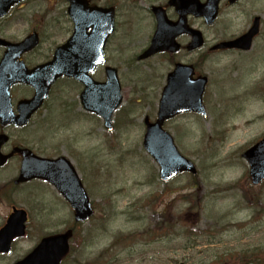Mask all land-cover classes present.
<instances>
[{
    "label": "rangeland",
    "instance_id": "obj_1",
    "mask_svg": "<svg viewBox=\"0 0 264 264\" xmlns=\"http://www.w3.org/2000/svg\"><path fill=\"white\" fill-rule=\"evenodd\" d=\"M29 2L39 9L46 4L45 0ZM140 6L148 7L147 1L141 2ZM239 8L242 14H236L235 11L232 13L222 7L220 18L212 27H204L202 22L195 24L206 36L205 53L208 47L216 43L215 39H228L243 33L250 26L253 16L260 17L261 34L251 50L242 56L211 53L198 67V74L208 78L203 99L207 117L202 119L185 115L165 125L180 153L194 163L198 175L195 178L181 175L165 185L155 176L158 169L141 149V140L144 133L142 119L145 116L150 121L154 119L160 92L158 88L163 86L162 79L170 68L165 56H158L147 65L141 64V73L138 75L129 71L127 66L123 67L121 50L128 54L127 60L134 58L152 35L153 27L149 26L153 21L146 15V10L139 7V10L130 12L140 16L129 15L125 10L119 13L118 32L106 51V64L117 68L120 77L121 73L124 74L123 104L117 113L121 125L117 126L114 134L97 131L100 123L88 122L80 131L81 144H74L75 150L66 144L68 137L78 141L75 134L79 130L74 128L72 132L60 135L64 145L60 151H69L76 158L77 165L73 162L80 176L84 177V187L96 211L87 223L78 227L73 240L74 244L78 239L73 246L74 252L76 245H80L83 240L84 245H89V257L101 248L117 245L113 250L116 259L113 264H163L164 258L177 259V264H203L208 252L199 254L201 250L196 249L198 251L188 250L185 254L181 248L190 245L186 240L190 233L195 236L197 231L204 232V240L209 237L207 231H210L215 232L213 237L218 242L212 245H217L218 254L226 250H223L224 247L243 245L242 240L245 238H254L263 244L261 251L264 254V186L252 188L256 195L254 200H251V193L242 195L239 191L249 185L244 179L247 166L240 155L264 136V108L260 105L259 94L261 87L264 91V0H241ZM20 11L25 12L24 7ZM24 15L27 14L17 19ZM133 18L138 25L134 32ZM18 21L21 25L19 32L33 25L26 18ZM46 25H41L43 33H58V29L45 31L43 27ZM130 33L135 35L129 37ZM255 86L258 87L254 88L256 95L252 100L240 105L222 122L215 123V116L218 120L222 113H229L234 107L230 104L237 101L235 98H242L247 89ZM65 89V84L59 85L55 95L48 101V114L52 113L53 117L50 116L51 122L44 125V131H49L48 138H45L47 156L54 154L56 146H61L60 138L56 136L59 125L53 119L65 102L72 103V93ZM56 95H60L58 101L65 97L63 101L55 102ZM228 98L232 101H227ZM130 108L134 113L127 120ZM127 123L131 125L125 127ZM88 130H93L90 141L86 137ZM64 155L72 159L68 154ZM86 158L90 163L88 166ZM204 158L206 163H202ZM15 171L10 168L0 172V182L5 176H15ZM26 190L28 193L15 189L9 205L6 200L0 202V227L10 213L9 206L14 205L29 212L27 234L15 244L16 250L12 251L10 260L23 256L44 236L61 231L73 222L65 204L49 186L36 182ZM159 196L160 202L147 206V209L141 208V201L149 203L150 199L157 200ZM54 203L62 210L52 215L47 205L52 206ZM42 207L45 213L40 211ZM119 213L128 215L120 216ZM162 220L167 225L173 224L175 229L159 240V234L156 239L141 236L144 230L150 234L154 222H158L157 227L162 228L159 225ZM223 225L225 232L220 229ZM235 225H241V228ZM219 230L223 231L219 233ZM80 231L81 235L78 236ZM178 233L179 236H174ZM121 236L127 238L121 240ZM127 242L134 245L130 251L131 256L128 252L121 253V245ZM187 257L193 259L183 261ZM72 258L73 255L68 259Z\"/></svg>",
    "mask_w": 264,
    "mask_h": 264
},
{
    "label": "water",
    "instance_id": "obj_2",
    "mask_svg": "<svg viewBox=\"0 0 264 264\" xmlns=\"http://www.w3.org/2000/svg\"><path fill=\"white\" fill-rule=\"evenodd\" d=\"M18 1L20 0H2L5 4ZM218 2L219 0H207L205 5H200L197 0H188L184 4L187 12L196 17L204 18L205 23L210 25L215 19ZM77 6H80V4ZM81 7L85 9L86 14L85 5L82 4ZM91 11L88 21L77 20L75 22L72 37L56 50L53 61L47 66L26 74V78L23 80L33 85L37 92L36 97L29 102L32 109L36 108L46 97L50 85L56 78L66 76L81 82L84 85L81 94L83 107L101 116L108 125L112 113L121 103L120 86L116 72L112 69H106L107 81L103 84L91 81L87 73L93 71L102 62L103 46L112 29V15L111 12L89 10V12ZM176 11L179 14V20L176 23L169 22L164 13L155 12L157 27L147 55L157 51L173 52L177 50L178 47L174 40L184 34L192 36L191 48L201 45V35L188 29L177 5ZM102 13L105 15L102 16ZM88 29H91L89 34L87 33ZM252 33L250 31L245 35L244 43L239 45L245 48L246 42L249 44ZM24 44L17 47L23 48ZM221 46L230 47L231 44ZM72 53L78 54L72 56ZM190 69L184 70L176 67L174 74L167 78V84L163 89L157 120L154 123L145 121L146 129L142 147L158 165L161 181H167L182 172L194 173L192 164L178 153L173 139L162 129L166 120L182 113L193 112L205 116L201 101L205 79L193 81L191 79L192 70ZM180 73H184L181 79L178 78ZM242 157L249 165L252 184H259L264 179V138L247 150ZM25 162L22 163L21 181L38 178L57 187L59 181L60 186L62 185V180L57 178L56 174L63 172L62 175L69 180V182H65L66 186H69L70 189L73 187L76 191L74 195H66L67 200L75 210L76 220L78 222L88 220L92 215L90 204L76 174L66 160H36L33 165L25 164ZM25 222V212L14 210L4 228L0 230V253H8L11 240L23 235ZM66 242V235L44 239L29 256L17 264H58L67 252Z\"/></svg>",
    "mask_w": 264,
    "mask_h": 264
},
{
    "label": "flooded vegetation",
    "instance_id": "obj_3",
    "mask_svg": "<svg viewBox=\"0 0 264 264\" xmlns=\"http://www.w3.org/2000/svg\"><path fill=\"white\" fill-rule=\"evenodd\" d=\"M29 1L30 0H24L20 4L11 7L6 16L0 18V41L5 43H0V80L2 81L0 83V155L6 157V159L0 164V172H3V170H9L10 168L16 170L15 176H5L1 179L0 202H2L1 200H6L7 202H9L13 197L15 188L18 191L26 190L33 183H41L38 180L19 182V170L23 160L22 155L18 152L19 150H27L37 158H57L59 156H63L60 151L62 148V144H60L61 146H56L54 148V154L52 156L46 155L45 138H47L46 132L49 133V131H47L46 129V131H44V125L46 126L45 122L47 120L49 121L51 116V114H48L47 104L45 105V103H43L40 108L33 112L25 125L20 126L18 121L21 120H16L17 117H20L18 105L23 101L31 100L35 95L34 90L29 85L23 82H19L18 79H22L20 78V76L23 71L34 70L35 68L44 65L51 60L56 47L62 45L71 36L73 32V20L71 15L69 17L67 11V0H47L45 6L40 9L33 7ZM143 1H147L148 7L140 6V3ZM169 1L170 0H86V3L90 8H113L115 15V35L113 36V38H115L118 32V15L119 13H121V11L124 10L126 13H129V15L135 14L131 13L130 10H139L138 7L146 10V15L151 19V21H153L150 26L153 28H155L154 17L151 14V9L153 7L163 8L167 13L168 18L171 20H175L176 17L174 15L173 8L168 5ZM240 2L241 0H236L234 3L230 4L229 1L222 0L218 10L217 20L220 18L222 7L225 10H231L232 13L235 11L236 14H242L243 12L239 8ZM23 7L25 9V12L20 11V9ZM23 14L27 15H24V17L17 19ZM81 14L82 13L79 14L74 12V15L79 16L80 19L84 16ZM230 14L231 12H229L228 15ZM256 17L259 18L258 23L260 22L259 16H253L250 26L252 25L253 20ZM25 18L27 20H30L33 23V26L27 28L25 31L19 32L21 25L18 20L22 19L24 21ZM188 21L190 23V26L193 27H196L195 24L197 22H201L200 20L194 19L192 17H190ZM45 23L47 24L45 27H43L45 31L51 32L52 30L55 31L56 29H58V33H43L41 25ZM135 27L136 26L133 27V32ZM247 29L243 33L237 36L229 37L228 39H215V42L218 43L234 40L243 35L247 31ZM260 34L261 30L259 29L257 35L253 39V43L254 41H256V39L259 38ZM34 35L36 36L37 41L33 48L28 51L19 53L14 60L4 62L9 47L6 44L17 45ZM133 35H135V33H130L129 37ZM178 42L181 44V49L179 52L177 51V53L175 52L173 54L164 52L167 56V63L170 68L167 74H171L176 63L185 62L194 66L195 75L197 76L195 66L199 64V60L202 58V55H199V51L188 52L186 50V45L190 42L189 37H181L178 39ZM227 51H229V49L219 50L216 52L226 53ZM236 51L239 52L240 50H231L230 52ZM181 54L182 57H179V55ZM194 60L196 61L193 62ZM11 75L17 77L14 78L15 81L12 82L13 84H9L7 86L6 83H8L9 80H12V77H10ZM5 79L8 80L4 81ZM77 111L80 110L78 108V103L76 102L74 106L69 105L61 107L59 113L55 115L53 121L57 125L60 116L63 118H69ZM57 197L61 199L58 195ZM47 206L50 209L52 208L51 210L56 214L60 213L62 210V208H59L56 203H54V205L52 206ZM40 209L41 212H46L45 210H43V207ZM68 213L70 215L73 214L70 209L68 210ZM74 228H76V224L72 222L69 226V229ZM0 259H3V255H0ZM4 263L7 264L5 261Z\"/></svg>",
    "mask_w": 264,
    "mask_h": 264
},
{
    "label": "trees",
    "instance_id": "obj_4",
    "mask_svg": "<svg viewBox=\"0 0 264 264\" xmlns=\"http://www.w3.org/2000/svg\"><path fill=\"white\" fill-rule=\"evenodd\" d=\"M261 186H264V183L261 185ZM260 186V187H261ZM253 191L251 192V196L253 197V200L255 198V194L253 195ZM209 233V237L207 239H204L203 240V236H205L206 233L204 232H200V231H197L195 232V236L197 237V241H198V244L197 245H212L213 243L217 242V240L213 237L214 233L215 232H210V231H207ZM78 236H79V233H78ZM200 238H202V241H200ZM246 239V243L245 245H263V244H260L256 239L254 238H245ZM233 245H241V244H233ZM244 245V244H243ZM250 253L249 255H245V254H238V253H235V254H232L230 253L227 258L222 260V261H219L221 258H217L216 256H214V253L210 256V263L209 264H257V261L258 263L260 262V259L258 260V256H259V253L258 251H253L252 253L251 252H248ZM257 260V261H256ZM165 264H169V263H165ZM172 264H175V263H172ZM197 264H202V263H197Z\"/></svg>",
    "mask_w": 264,
    "mask_h": 264
}]
</instances>
